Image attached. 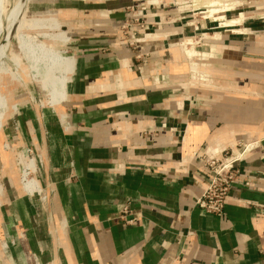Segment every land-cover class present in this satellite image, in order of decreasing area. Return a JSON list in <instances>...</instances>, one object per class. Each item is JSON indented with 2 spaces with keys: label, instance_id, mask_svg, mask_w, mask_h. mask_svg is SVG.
<instances>
[{
  "label": "crops",
  "instance_id": "0c3cea01",
  "mask_svg": "<svg viewBox=\"0 0 264 264\" xmlns=\"http://www.w3.org/2000/svg\"><path fill=\"white\" fill-rule=\"evenodd\" d=\"M34 1L69 25L74 65L56 109L7 117L48 197L3 178L0 264H264V0H206L226 11L201 13L207 33L185 0ZM145 1L165 34L142 61L121 26ZM243 144L225 214L196 207L209 177L197 157ZM127 203L134 225L117 218Z\"/></svg>",
  "mask_w": 264,
  "mask_h": 264
},
{
  "label": "rangeland",
  "instance_id": "374dc122",
  "mask_svg": "<svg viewBox=\"0 0 264 264\" xmlns=\"http://www.w3.org/2000/svg\"><path fill=\"white\" fill-rule=\"evenodd\" d=\"M185 1H189L187 4L191 6L185 8V11H190L187 15L193 13L197 14L198 16L196 15V19L198 21H206L207 23H210V25L206 27L204 31L206 33L213 32L212 28L217 26L215 25L216 20L213 18H207L201 14L202 12H205L207 13L206 16L210 15L209 12L213 7L207 4L206 0H196L195 2L194 0ZM187 4L185 3V6ZM14 5L15 0H5L4 16H6L10 10L14 8ZM44 5L46 6V4ZM41 6L42 4H37L34 0L29 3L27 2L23 13L20 11L19 14V16L21 15L20 23H23L22 27H19V23V28H17L15 37L11 39V42L8 46H3L6 52L5 61L7 67L5 68L6 72H4L0 78V183H2L3 178L11 175H17L19 181H21L23 172L20 166L17 164V159L19 158L20 154H25L27 156V160L32 163L33 167H36L37 165L36 159L31 156L29 152H27V149L18 148L17 145L11 144L8 141V138L5 139L4 130L6 129L5 127L7 117L14 110L23 105H54L53 103L42 104L44 100H47L49 99L48 97H50L49 92L43 88L45 87L44 84H42L43 76L45 73L48 75H53L55 73L56 75H60L61 73H70L73 71L74 59L72 57L69 44L71 41V37L69 35L70 27L66 23H63L64 20H61V16L56 10H50L54 14L50 13L49 11L44 12L42 11ZM199 25L200 24H198V26ZM194 26H197V24L194 23ZM160 34L165 33H153V35ZM180 37L181 36H176L175 39ZM3 38L4 35L0 37L1 47ZM41 44L46 50L52 48L58 53L59 56L61 55L63 57V60L58 66H51L50 70L45 71L49 67V63H42L46 57L44 53L39 51L37 47ZM31 52H33L34 57L41 63L38 65L39 70H35L33 68L32 58L30 60V57H32ZM36 72L40 75H38ZM32 96L34 99H32ZM14 147L15 149H13ZM240 147L241 146H239V148ZM32 174H37L35 169H33ZM36 181L39 183L38 188L40 189V182L37 178ZM40 194L45 199L48 197L42 188Z\"/></svg>",
  "mask_w": 264,
  "mask_h": 264
},
{
  "label": "built area",
  "instance_id": "2783aa9c",
  "mask_svg": "<svg viewBox=\"0 0 264 264\" xmlns=\"http://www.w3.org/2000/svg\"><path fill=\"white\" fill-rule=\"evenodd\" d=\"M148 7L149 4L147 1L130 7V17L121 26L123 43L136 51V58L142 61L149 59L151 56L152 52L149 51L148 45L153 44L154 51L158 48L157 41L148 39V35L154 33L146 20ZM198 28V26H195V29ZM177 46L181 48L179 45ZM199 78L202 79L201 74ZM250 146L249 144H243L237 150L238 152L230 148L224 149L215 156H209L205 153L197 157L199 163L198 169L206 170L209 177L205 190L196 201V207L217 216H223L225 214L232 185L238 176L236 165L246 158V154L251 151L249 149ZM26 149L34 157L33 151L29 148ZM117 218L120 222L127 225H134L138 217L137 213L131 208L130 203H127L122 207Z\"/></svg>",
  "mask_w": 264,
  "mask_h": 264
},
{
  "label": "bare ground",
  "instance_id": "6f19581e",
  "mask_svg": "<svg viewBox=\"0 0 264 264\" xmlns=\"http://www.w3.org/2000/svg\"><path fill=\"white\" fill-rule=\"evenodd\" d=\"M209 2H210V0H209ZM213 2H214V0H213ZM215 3H216V0H215ZM227 3H229V2H227ZM209 4H211V3H209ZM228 5H229V8L232 7L231 4H228ZM213 7L214 8H211V11H210L211 17L218 18V17L224 16V12H223L224 8L223 7L220 9H219V7L218 8H216L215 6H213ZM20 11H21V0H15L14 8L12 10H10V12L6 16H4L5 0H0V37L6 33V37L8 38V34L10 33L12 26L16 22L19 14H20ZM219 20H220V18H219ZM229 22H228V24H229ZM233 22H235V21H233ZM236 23H237V21H236ZM224 24H226V23H224ZM230 24H233V23L231 22ZM22 25H23V23H20L19 27L21 28ZM154 36L155 35L150 34V35H148V39L150 40V38H152ZM180 41H182V40H180ZM188 45H189V41H188ZM192 46H194V45H192ZM37 47H38L39 51H42L46 57L44 59V61L43 62L41 61V62L42 63H44V62L49 63V67L45 71L50 70L51 66H53V67L58 66L60 64V62L63 60V57L61 55L59 56L58 53L55 50H53L52 48H50L49 50H46L42 44L38 45ZM32 54H33V52H31L32 57H30V60L32 58L33 68L35 70H39L38 65L40 62L34 57V54L33 55ZM5 59H6L5 49L3 48V46L2 47L0 46V78L2 77V74L4 72H6L5 68L7 66H6ZM38 75H40V74H38ZM69 77H70V73H61L60 75H56V73L53 75H48L47 73H45V75L42 78V83L44 84L45 88L49 92L50 97H48L49 99L44 100L42 104L53 103L55 101L56 102H64L66 97H67L66 87H67ZM32 99H34L33 96H32ZM51 107L55 108L54 105H52ZM66 120H67V118H66ZM220 152L221 151H219V150L210 151V149H208V150H206V155L215 156V155L219 154ZM18 163H19V166L23 172L21 180H22V184H23L24 188L26 189V191L28 192L29 195L34 194L35 192H37V188L39 187V183H37V181H36V178H37L36 174L33 175L32 171H33V169H35V171L37 172V165H36V167L35 166L33 167L32 163H30V161L27 160V156L25 154H20V156L18 158ZM23 175H24V178H23ZM39 192L41 193V188L40 189L38 188V193Z\"/></svg>",
  "mask_w": 264,
  "mask_h": 264
},
{
  "label": "water",
  "instance_id": "95a60500",
  "mask_svg": "<svg viewBox=\"0 0 264 264\" xmlns=\"http://www.w3.org/2000/svg\"><path fill=\"white\" fill-rule=\"evenodd\" d=\"M28 0H21V11L23 13L25 6L27 4ZM20 17L21 15L17 18V21L14 23V25L12 26L10 33L8 34V39L6 38V33L4 34V38L1 42L2 46H8L9 43L11 42V39L15 37L18 25L20 23Z\"/></svg>",
  "mask_w": 264,
  "mask_h": 264
}]
</instances>
